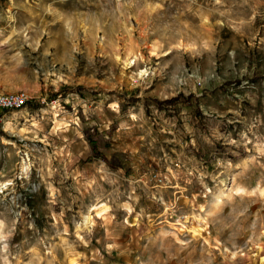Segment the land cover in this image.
Masks as SVG:
<instances>
[{"label":"rangeland","instance_id":"1","mask_svg":"<svg viewBox=\"0 0 264 264\" xmlns=\"http://www.w3.org/2000/svg\"><path fill=\"white\" fill-rule=\"evenodd\" d=\"M0 93V264H264V0H0Z\"/></svg>","mask_w":264,"mask_h":264},{"label":"built area","instance_id":"2","mask_svg":"<svg viewBox=\"0 0 264 264\" xmlns=\"http://www.w3.org/2000/svg\"><path fill=\"white\" fill-rule=\"evenodd\" d=\"M26 103L27 97L24 94L0 93V113L21 109Z\"/></svg>","mask_w":264,"mask_h":264},{"label":"trees","instance_id":"3","mask_svg":"<svg viewBox=\"0 0 264 264\" xmlns=\"http://www.w3.org/2000/svg\"><path fill=\"white\" fill-rule=\"evenodd\" d=\"M87 143L89 145L91 154L86 159V162L92 161L93 158H102V159L104 158V156L101 154V152H99V151H97V149H95L94 140L91 139V136H90V138L87 139Z\"/></svg>","mask_w":264,"mask_h":264}]
</instances>
